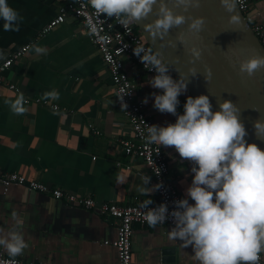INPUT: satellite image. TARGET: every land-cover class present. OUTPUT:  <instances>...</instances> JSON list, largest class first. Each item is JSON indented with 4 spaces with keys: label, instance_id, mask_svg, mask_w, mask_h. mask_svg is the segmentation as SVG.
<instances>
[{
    "label": "crops",
    "instance_id": "obj_1",
    "mask_svg": "<svg viewBox=\"0 0 264 264\" xmlns=\"http://www.w3.org/2000/svg\"><path fill=\"white\" fill-rule=\"evenodd\" d=\"M70 1L8 0L22 19L18 30L8 31L0 20V62L26 43L31 47L6 72L21 93L0 84V169L70 192L89 193L99 205L142 203L148 197L153 203L158 200L157 189L146 195L138 190L143 186L142 177L149 174L147 165L131 159L121 145V139L131 137L132 128L116 105L113 78L91 36L73 19L41 34L60 6ZM249 2L253 12L259 0ZM37 47L44 51L37 52ZM125 63L137 95L148 97V115L156 124L174 122V114L153 107L150 93L162 89L151 87L152 76L129 57ZM53 91L58 97L47 95ZM187 96L185 92L182 101L178 98L177 113L183 112ZM39 97L67 110H55L38 102ZM163 147L170 165L169 180L184 197L193 175L192 162L180 157L174 146ZM118 175L127 178L124 184L116 183ZM189 202L193 201L189 198ZM14 227L23 234L27 247L11 256L0 246L6 256L42 264H118L115 247L105 243L117 236L113 216L68 204L22 184L5 191L0 181V235L6 236ZM171 227L136 224L134 264H163V252L169 248L176 249L177 264H199L192 259L190 245L169 236Z\"/></svg>",
    "mask_w": 264,
    "mask_h": 264
},
{
    "label": "clouds",
    "instance_id": "obj_2",
    "mask_svg": "<svg viewBox=\"0 0 264 264\" xmlns=\"http://www.w3.org/2000/svg\"><path fill=\"white\" fill-rule=\"evenodd\" d=\"M200 3L201 0H175L174 6L183 10L174 12L166 0H90L98 12L115 16L121 23L146 19L153 13L155 18L143 26L154 37H164L170 28L186 21L190 30L199 32L205 18L185 13L190 7H199ZM220 3L230 13L229 23H238L239 16L233 12L236 0H220ZM21 19L8 0H0V20L5 31L18 30ZM177 39L183 42L182 35ZM36 51L44 49L37 47ZM189 51L199 58L200 49L193 46ZM143 52L142 46L133 48L143 64H150V69L155 70L156 74L149 80L151 87L162 89L150 93L154 98L153 107L176 116L174 122L164 125L148 124L146 140L174 146L180 157L192 162L193 173L185 189L186 195L174 201L176 207L170 212L164 202L148 207L152 200L147 196L141 204L142 208H147V224L156 226L172 216L174 223L169 236L185 246L190 245L192 259L199 264H259L260 253L264 252V149L246 140L248 133L240 118L241 109L231 99L218 101L214 109L209 95H189L185 98L183 112L177 113L178 97L186 91L189 79L178 71V77L173 78L158 51L141 55ZM259 68H264V53L256 52L239 60L241 73L251 76ZM188 72L191 77L198 74L195 67H189ZM205 73L204 79L208 81L211 70L206 69ZM47 95L56 98L59 93L53 91ZM147 102V96L142 98V103ZM252 128L256 135L264 136V117L252 121ZM126 179L118 175L116 183L124 184ZM149 181V175L142 177L143 186L138 187L144 195L162 186V182L149 186ZM189 198L193 202L190 203ZM0 246L9 255L16 256L27 243L14 227L6 236L0 235Z\"/></svg>",
    "mask_w": 264,
    "mask_h": 264
},
{
    "label": "built area",
    "instance_id": "obj_3",
    "mask_svg": "<svg viewBox=\"0 0 264 264\" xmlns=\"http://www.w3.org/2000/svg\"><path fill=\"white\" fill-rule=\"evenodd\" d=\"M236 3L264 46V20L251 11L249 0H236ZM67 19L77 21L81 25L82 31L91 36L93 43L110 71L116 90V105L127 117L132 128L131 137L120 140L126 154L131 159L142 160L147 165L150 182L154 184L162 182V186L157 189L158 200L148 205V207H154L164 202L170 212L176 207L174 201L182 198V195L179 189L169 180L170 165L163 145L149 143L146 140L148 124L156 122L148 115L145 108L146 103H142V98L137 95L136 86L127 72L125 63V57H129L144 71L154 76L156 74L155 70L150 69V64H143L139 56L133 53V48L142 46L144 52L141 55L153 54L156 51L137 28L134 21L121 23L119 18L115 16L109 17L100 13L91 6L90 0H71L67 4L61 5L58 13L42 28L41 34L45 35ZM30 47L31 43H26L11 52L0 62V84L5 85L8 90L15 94L21 93V87L11 81L7 77L6 72L14 62L25 55ZM149 49H151V52H149ZM169 70L173 78H177L170 67ZM185 92L187 91H184L178 97L181 101ZM24 100L29 102L30 98L24 97ZM37 101L49 104L55 110H67V108H61L56 103H50L47 99L39 97ZM90 127H94L93 123H90ZM0 181L4 185L5 191L11 185L22 184L26 185L30 190L51 194L56 199L68 204L87 209H97L103 215L113 216L117 221V236L113 241L106 240L105 243L115 247L118 264H134L132 239L135 225L147 223L145 220L147 208H142V203L117 204L114 202H103L99 205L89 193H74L60 187H52L48 183L37 179H27L17 171L0 169ZM173 223L174 219L169 215L165 222L159 225L173 226ZM244 263L246 264V262ZM0 264L42 263L27 262L18 257L6 256L0 251ZM259 264H264V252L260 253Z\"/></svg>",
    "mask_w": 264,
    "mask_h": 264
},
{
    "label": "water",
    "instance_id": "obj_4",
    "mask_svg": "<svg viewBox=\"0 0 264 264\" xmlns=\"http://www.w3.org/2000/svg\"><path fill=\"white\" fill-rule=\"evenodd\" d=\"M166 2L174 12L183 10L174 6L175 0ZM233 12L239 16L238 23H229L230 13L220 0H201L199 7H190L185 13L186 16L205 18L201 30H190L186 21L170 28L164 37H154L143 26L155 18L153 13L134 23L173 73L178 77L180 72L189 79L186 88L189 95H209L214 109L218 107V101L225 98L235 102L241 109L240 118L247 129L246 140L264 149V136L256 135L252 128V121L264 117V68L255 70L251 76L239 71V60L256 52L264 53V46L237 3ZM253 13L260 14L264 20V0H259ZM178 35L183 36V42L177 39ZM169 40L172 44L168 43ZM193 46L200 49L199 58L189 51ZM189 67H195L197 76L191 77ZM206 69L211 70L208 81L204 79ZM163 253V264H177L176 249L169 248Z\"/></svg>",
    "mask_w": 264,
    "mask_h": 264
}]
</instances>
